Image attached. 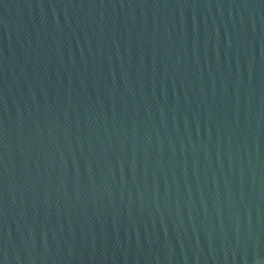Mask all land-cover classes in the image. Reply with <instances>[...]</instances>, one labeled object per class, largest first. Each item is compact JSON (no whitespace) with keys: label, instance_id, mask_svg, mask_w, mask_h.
<instances>
[{"label":"water","instance_id":"water-1","mask_svg":"<svg viewBox=\"0 0 264 264\" xmlns=\"http://www.w3.org/2000/svg\"><path fill=\"white\" fill-rule=\"evenodd\" d=\"M0 264H264V0H0Z\"/></svg>","mask_w":264,"mask_h":264}]
</instances>
